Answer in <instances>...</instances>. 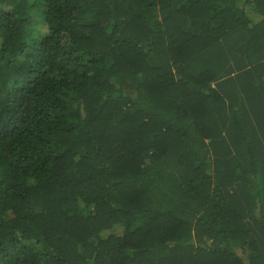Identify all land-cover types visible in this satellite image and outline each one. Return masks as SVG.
<instances>
[{
  "label": "trees",
  "instance_id": "trees-1",
  "mask_svg": "<svg viewBox=\"0 0 264 264\" xmlns=\"http://www.w3.org/2000/svg\"><path fill=\"white\" fill-rule=\"evenodd\" d=\"M0 264H264V0H0Z\"/></svg>",
  "mask_w": 264,
  "mask_h": 264
}]
</instances>
